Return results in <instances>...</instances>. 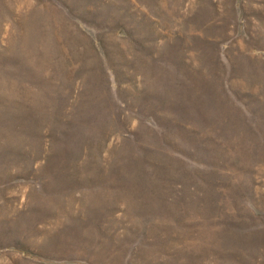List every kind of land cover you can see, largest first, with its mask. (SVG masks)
Segmentation results:
<instances>
[{
    "label": "rangeland",
    "instance_id": "rangeland-1",
    "mask_svg": "<svg viewBox=\"0 0 264 264\" xmlns=\"http://www.w3.org/2000/svg\"><path fill=\"white\" fill-rule=\"evenodd\" d=\"M0 264H264V0H0Z\"/></svg>",
    "mask_w": 264,
    "mask_h": 264
},
{
    "label": "bare ground",
    "instance_id": "bare-ground-1",
    "mask_svg": "<svg viewBox=\"0 0 264 264\" xmlns=\"http://www.w3.org/2000/svg\"><path fill=\"white\" fill-rule=\"evenodd\" d=\"M26 37V36H25ZM20 43V42H19Z\"/></svg>",
    "mask_w": 264,
    "mask_h": 264
}]
</instances>
